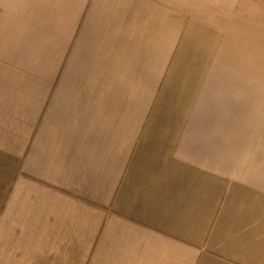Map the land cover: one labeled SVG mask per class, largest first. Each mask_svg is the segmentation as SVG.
I'll return each mask as SVG.
<instances>
[{
  "label": "crops",
  "instance_id": "obj_1",
  "mask_svg": "<svg viewBox=\"0 0 264 264\" xmlns=\"http://www.w3.org/2000/svg\"><path fill=\"white\" fill-rule=\"evenodd\" d=\"M238 3L0 0V264H264Z\"/></svg>",
  "mask_w": 264,
  "mask_h": 264
},
{
  "label": "rangeland",
  "instance_id": "obj_2",
  "mask_svg": "<svg viewBox=\"0 0 264 264\" xmlns=\"http://www.w3.org/2000/svg\"><path fill=\"white\" fill-rule=\"evenodd\" d=\"M215 1V0H211ZM218 1V0H217ZM231 0H223V3H230ZM236 9V11H235ZM233 17L237 19L238 38L233 40L237 42L238 56H234L231 61L245 63L247 61L264 64V0H239L238 6L233 10ZM245 32H247L245 34ZM249 46L250 53L246 55V47ZM246 74L245 71H240ZM249 78L261 79L264 72H248ZM245 77V76H244Z\"/></svg>",
  "mask_w": 264,
  "mask_h": 264
}]
</instances>
